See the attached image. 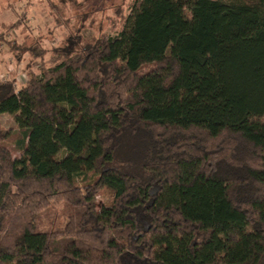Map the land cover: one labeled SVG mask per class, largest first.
<instances>
[{
    "label": "trees",
    "instance_id": "1",
    "mask_svg": "<svg viewBox=\"0 0 264 264\" xmlns=\"http://www.w3.org/2000/svg\"><path fill=\"white\" fill-rule=\"evenodd\" d=\"M54 53L0 81V264H264V0H133Z\"/></svg>",
    "mask_w": 264,
    "mask_h": 264
},
{
    "label": "rangeland",
    "instance_id": "2",
    "mask_svg": "<svg viewBox=\"0 0 264 264\" xmlns=\"http://www.w3.org/2000/svg\"><path fill=\"white\" fill-rule=\"evenodd\" d=\"M51 2L0 0V81L11 79L14 74L12 80L21 88L26 81L24 72L30 69L40 75L42 68L52 67L55 50L65 46L69 36L79 28L88 41L115 36L133 0H76L79 4H68L58 22L51 18ZM14 24L16 27L10 30L8 27ZM26 49L33 54L25 53ZM34 53L40 57L33 56ZM0 131L11 137L16 133L13 116L0 115ZM11 146L14 148L13 143ZM97 201L100 205L111 203V192L102 190Z\"/></svg>",
    "mask_w": 264,
    "mask_h": 264
}]
</instances>
